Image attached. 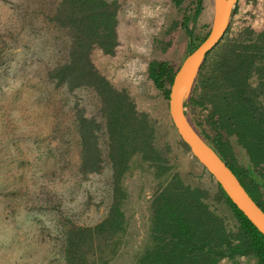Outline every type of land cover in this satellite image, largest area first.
<instances>
[{"label":"rangeland","instance_id":"1","mask_svg":"<svg viewBox=\"0 0 264 264\" xmlns=\"http://www.w3.org/2000/svg\"><path fill=\"white\" fill-rule=\"evenodd\" d=\"M58 1L0 0V264H64L63 231L101 221L114 197L126 216L129 243L127 253L112 264H126L149 242L150 204L171 174L203 189L209 207L236 233L237 219L216 182L182 145L169 118L168 100L147 68L153 59L179 67L190 41L198 43L210 30L209 0L202 1L195 18V0H183L179 6L173 0H116L118 45L113 54L95 47L90 57L135 110L146 114L154 130L153 145L163 152L168 171L156 176L155 167L134 153L119 179L107 151L102 99L90 87L69 89L48 76L67 60L71 43L68 29L50 20ZM235 6L220 44L238 42L251 30L248 42L262 45L254 52H259L257 60L264 59V0H237ZM185 17L191 20L183 24ZM251 80L256 84L257 74ZM79 114L101 125L94 126L102 160L98 172L80 169ZM205 114L197 107L191 116L200 124V133L212 135ZM227 141L236 165L248 167L242 146L234 138ZM218 264L258 262L248 254Z\"/></svg>","mask_w":264,"mask_h":264},{"label":"trees","instance_id":"2","mask_svg":"<svg viewBox=\"0 0 264 264\" xmlns=\"http://www.w3.org/2000/svg\"><path fill=\"white\" fill-rule=\"evenodd\" d=\"M202 1L195 0L194 18L202 8ZM173 2L179 6L183 0ZM118 7L116 0H59L50 20L68 29L71 43L67 60L54 66L48 76L57 85H66L69 89L90 87L104 102L107 112L103 126L116 179L128 168L134 153L155 167L156 176H160L168 172L166 159L153 145L154 130L146 114L135 110L125 92L117 91L90 57L95 47L106 54L114 53L118 45ZM190 20L185 17L183 24ZM250 31L246 29L245 37L238 42L232 40L227 45L220 42L207 55L186 102L185 114L264 211V59H256L259 52L255 53V48L261 51L262 45L248 42ZM262 36L260 42H263ZM204 38L198 43L190 41L186 55ZM147 68L154 86L168 100L177 69L168 61L155 59L149 61ZM254 74H257L256 84L251 80ZM197 107L205 109V123L212 135L206 132L203 135L198 131L200 124H194L191 115ZM77 121L81 139L80 169L84 173L98 172L102 160L94 126L101 125L82 114L77 116ZM229 138H234L245 150L248 167L236 165ZM218 191L239 223L236 233L227 229L223 217L209 207L203 189L192 187L171 174L150 204V240L141 252L127 258L126 264H218L223 258L248 254H253L258 264H264V236L219 186ZM126 228L125 213L114 197L101 221L91 226L72 225L63 231L64 264H112L128 251Z\"/></svg>","mask_w":264,"mask_h":264},{"label":"water","instance_id":"3","mask_svg":"<svg viewBox=\"0 0 264 264\" xmlns=\"http://www.w3.org/2000/svg\"><path fill=\"white\" fill-rule=\"evenodd\" d=\"M237 0H210L212 22L204 40L185 56L174 73L169 88L168 113L179 139L200 166L213 178L228 199L264 236V211L242 186L238 178L212 146L193 128L185 114V105L207 55L227 32Z\"/></svg>","mask_w":264,"mask_h":264},{"label":"bare ground","instance_id":"4","mask_svg":"<svg viewBox=\"0 0 264 264\" xmlns=\"http://www.w3.org/2000/svg\"><path fill=\"white\" fill-rule=\"evenodd\" d=\"M209 4H210V0H209ZM211 6V5H210ZM211 9H212V7H211Z\"/></svg>","mask_w":264,"mask_h":264}]
</instances>
